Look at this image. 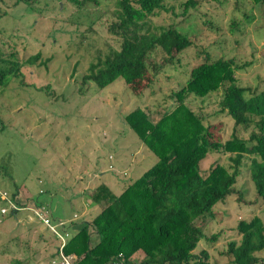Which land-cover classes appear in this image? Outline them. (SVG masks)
<instances>
[{
	"label": "rangeland",
	"instance_id": "rangeland-1",
	"mask_svg": "<svg viewBox=\"0 0 264 264\" xmlns=\"http://www.w3.org/2000/svg\"><path fill=\"white\" fill-rule=\"evenodd\" d=\"M15 1L0 0L2 53L24 61L41 52L36 63L24 64L21 74L8 75L0 86V192L14 196L23 207L41 202L54 213H78L81 220L96 205L88 203L84 190L99 184L94 178L96 181L101 170L108 174L103 180L118 191L149 167L156 155L126 125L122 115L142 106L150 111V118H158L175 103L172 91L179 89L189 69L200 61L199 52L203 56L208 51L211 58L232 59L239 85L252 90L264 88V3L196 0L183 14L185 0H168V11L154 16V23H177L192 43L180 52L152 56L164 65L138 96V88L127 85L123 78L102 89L90 81L81 83L97 49H104L105 43L116 45L106 31L115 0H85L82 4L40 0V15ZM220 94L217 90L202 98L191 96L187 105L204 113L206 122H221L226 139L233 121L224 113L213 114L218 110ZM237 133L248 136L241 127ZM228 155L208 156L201 168L207 169L216 161L229 165ZM2 206L6 213L1 212ZM29 210L18 209L11 214L0 195V264L24 255L29 258L27 262L35 263L41 256L37 246L41 243L46 246L42 255L52 256L53 249L49 248L58 241ZM254 215L264 220V200L257 196L249 158L245 157L234 191L214 205L213 215L196 220L207 237H217L201 238L194 252L205 248L208 264L228 263L227 242L239 239L238 221ZM256 253L259 264H264V248ZM139 255L136 260L141 259Z\"/></svg>",
	"mask_w": 264,
	"mask_h": 264
},
{
	"label": "trees",
	"instance_id": "trees-1",
	"mask_svg": "<svg viewBox=\"0 0 264 264\" xmlns=\"http://www.w3.org/2000/svg\"><path fill=\"white\" fill-rule=\"evenodd\" d=\"M68 1L82 4L85 0ZM167 1L115 0L106 31L115 38L116 45L105 43L104 49H97L81 83L90 81L102 89L123 78L127 85L138 88L136 95L150 86L164 65L152 56L180 52L192 43L177 23H154V16L168 11ZM18 2L38 15L42 12L40 0L15 1ZM196 3L185 0L182 13L186 14ZM40 53L19 61L14 54L4 55L0 48V86L8 75L21 74L24 64L36 63ZM198 56L200 61L189 69L184 83L172 91L175 103L158 118H150V111L142 106H134L122 115L138 139L156 155L145 171L129 180L118 193L104 182L86 189L85 196L100 206L87 220H79L75 212L67 218H54L47 204H34L44 205L53 222L65 221L59 228L66 234L62 244L38 221L58 241L48 247L53 249L51 257H44L48 264L55 259L60 261L59 252L73 256V264H111L119 253L130 258L138 250L144 256L137 264H208V250L202 248L196 253L194 249L201 238L215 240L217 235L207 237L196 220L213 215L214 205L234 191L245 157L249 158L250 179L257 196L264 200V88L252 90L239 85L232 59L211 58L208 51L203 56L199 52ZM217 90L221 94L218 110L213 114L224 113L233 121L226 139L222 137L221 122H206L204 113L187 105L189 97L202 98ZM240 127L248 132L247 137L238 135ZM219 153L229 154V165L216 161L207 169L201 168L203 160ZM72 224L77 227L73 229ZM236 228L240 237L227 242L230 258L226 264H259L261 259L256 252L264 248V220L254 215L239 220ZM94 235L96 242L91 240ZM9 264L29 263L25 257L11 259Z\"/></svg>",
	"mask_w": 264,
	"mask_h": 264
},
{
	"label": "built area",
	"instance_id": "built-area-1",
	"mask_svg": "<svg viewBox=\"0 0 264 264\" xmlns=\"http://www.w3.org/2000/svg\"><path fill=\"white\" fill-rule=\"evenodd\" d=\"M0 195L4 198L5 202L8 203L11 212H15L16 210L23 209V208L30 209L32 211L31 213L32 216L35 217L38 221H41L43 224H45L50 229V231H52L57 237H59L61 239V244L64 243L65 241L64 237L66 234H63L59 230V228L65 225L64 220H58L56 222H53L50 218L49 213H47V209L44 207V205H40V206L26 205L25 207H23L22 205H18L21 203H19V201L17 202L14 196L10 198L5 191L0 192ZM1 212L6 213L7 208L2 206ZM59 255H60V259H59L60 261L57 262L55 259L51 261V264H73V261H74L73 256H66L62 252H59ZM138 261L139 260L131 259V257L126 258L122 253H119L118 256L115 257V260L111 264H137Z\"/></svg>",
	"mask_w": 264,
	"mask_h": 264
},
{
	"label": "crops",
	"instance_id": "crops-1",
	"mask_svg": "<svg viewBox=\"0 0 264 264\" xmlns=\"http://www.w3.org/2000/svg\"><path fill=\"white\" fill-rule=\"evenodd\" d=\"M127 125V124H126ZM128 126V125H127ZM114 141H116V139H114ZM120 149H122V147L120 148ZM109 155H111L112 156V154L110 153ZM120 155V154H119ZM118 156V155H117ZM109 158V157H108ZM204 161V160H203ZM202 161V162H203ZM202 162H201V165H202ZM125 167V166H124ZM146 170V169H145ZM145 170H143V171H145ZM142 171V172H143ZM142 172H140V174L142 173ZM139 174V175H140ZM106 177H108V174H106V172H104L103 170H101L100 172H99V174H98V177L96 178V181H95V178H94V182H104L105 184H107V182L106 181H104L103 179L104 178H106ZM117 184H122V183H120V182H116ZM126 184V183H125ZM124 184V185H125ZM90 185H92V184H88L87 186H90ZM108 186H110L114 191H115V189L110 185V184H107ZM123 185V186H124ZM123 186H121L120 187V189L118 190V191H115L114 193H118V192H120V190L122 189V187ZM85 191H87V190H84V194H85ZM78 192V191H77ZM88 203H91V201L90 200H88ZM89 205V204H88ZM91 208L93 209L92 211H90V213H85V219L84 220H87V219H90L93 215H94V212H97L98 210H99V208H100V206L99 205H94V206H91ZM88 209V208H87ZM74 214V213H73ZM72 214V215H73ZM52 216L54 217V218H67V217H70L69 215H67V213H52ZM28 218H31V215H28ZM73 225V229L74 228H76L77 227V225L75 224V226H74V224H72ZM91 240L93 241V242H96L97 241V236L96 235H94V236H92L91 237ZM40 249H39V251H40V254H41V256L39 257V259L38 260H35V263H32V262H28L29 264H48L47 262H42V258L43 257H45V256H43L42 255V253L41 252H43V250H44V248H45V245H44V243H41V244H38L37 245ZM139 254H142V257L144 256V252L142 251V250H138V251H136L132 256H131V259H133V260H136L135 258L136 257H138V255ZM140 256V255H139ZM27 258V261L29 260V258H28V256L27 255H24V256H17L16 258ZM141 257V258H142ZM11 261V260H10Z\"/></svg>",
	"mask_w": 264,
	"mask_h": 264
}]
</instances>
